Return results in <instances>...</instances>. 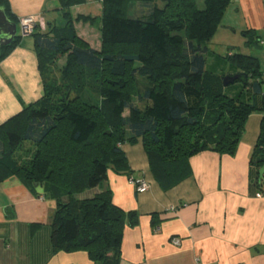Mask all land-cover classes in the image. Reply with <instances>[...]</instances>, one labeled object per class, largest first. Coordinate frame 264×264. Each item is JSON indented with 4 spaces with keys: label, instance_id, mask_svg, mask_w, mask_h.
I'll return each mask as SVG.
<instances>
[{
    "label": "trees",
    "instance_id": "trees-1",
    "mask_svg": "<svg viewBox=\"0 0 264 264\" xmlns=\"http://www.w3.org/2000/svg\"><path fill=\"white\" fill-rule=\"evenodd\" d=\"M57 1L64 23L46 20L31 35L41 75L65 59L62 83L44 78L42 96L0 124V183L17 177L29 188L43 186L44 197L55 201L54 253L82 250L96 264H119L124 229L138 223V214L116 205L110 189L95 190L110 171L134 173L124 144L141 139L153 177L170 189L187 176L191 156L234 153L250 116L260 112L251 167L261 170L264 71L257 57L245 53L219 56L228 72L207 66V44L233 0H162V8L154 0H103L101 49L83 40L73 22L70 8L85 0ZM131 2L149 9L129 17ZM0 5L19 24L8 0ZM243 35L247 45L260 42L254 30ZM21 39L17 34L0 50V62ZM89 76L96 85L93 101L84 97ZM26 143L34 150L23 158L18 151Z\"/></svg>",
    "mask_w": 264,
    "mask_h": 264
},
{
    "label": "crops",
    "instance_id": "crops-1",
    "mask_svg": "<svg viewBox=\"0 0 264 264\" xmlns=\"http://www.w3.org/2000/svg\"><path fill=\"white\" fill-rule=\"evenodd\" d=\"M8 2L19 19L42 14L46 23L50 20L47 14H59L57 0ZM246 30L256 31L258 45H247ZM236 37L244 47L264 52V0L232 1L207 44L208 68L230 70L219 56L235 53ZM258 51L256 55L244 53L260 61ZM3 94L8 99L2 104ZM42 94L34 42L25 37L0 62V124L22 110L21 100L29 104ZM261 118L260 112L250 116L234 153L205 150L191 156L187 176L170 189L156 180L152 186L146 173L134 172L133 176L150 182L147 192L153 191L139 193L127 175L109 172L108 180L95 191L110 189L116 205L138 214V223L124 229L119 264H264V198L256 197L264 183V168L251 167ZM33 189L19 178L0 183V264H96L86 251H52L51 221L56 204L44 197L43 186Z\"/></svg>",
    "mask_w": 264,
    "mask_h": 264
},
{
    "label": "rangeland",
    "instance_id": "rangeland-1",
    "mask_svg": "<svg viewBox=\"0 0 264 264\" xmlns=\"http://www.w3.org/2000/svg\"><path fill=\"white\" fill-rule=\"evenodd\" d=\"M154 2L160 8H162L164 5L162 0H154ZM102 8H103V0H85L83 4L75 5L70 8V12L72 14V17L74 18L73 22H74L76 30L79 33V36L83 40L87 41L91 46L92 45L97 46L98 49H101V46H102V19H101ZM148 9L149 7L147 5L142 6L141 4H138L137 2H131L128 4V10H127L128 16L133 17V18L141 17L142 15L145 14V12L148 11ZM142 10H144V12H142ZM80 16H85V17L90 16L92 19L89 21L77 19ZM47 17L51 21L55 20L59 24L64 23L63 15L61 11H59V14H57L56 12H51L47 14ZM37 27L44 29L46 27V23L45 24L38 23L35 26V29ZM17 34L21 35L20 27H18ZM25 37H26V40L34 42V37L32 35H24L22 36V39ZM233 41H234L233 42L234 44L238 45L236 46V48H233L235 53L252 52V54L256 55V50L257 51L259 50L258 53H259V57L261 61V66H262V69L264 70V52H262L261 49L257 47H254V48L244 47V45L239 44V41L242 42L239 37L234 38ZM216 51L222 54L224 53L225 50L222 48L221 49L217 48ZM64 63H65V59L60 58L57 63L51 64L43 70V73L41 75L43 91L45 89L44 82H47V83L54 82L55 84L62 83V79H61L62 74H61L60 69L62 68ZM44 78H46L45 79L46 81L43 82ZM87 79H88V82L86 81L85 84L88 90L87 91L85 90L84 97L86 99H90L93 101L92 98L94 94L96 93V88H95L96 85L92 81H90V76ZM231 90L232 89H227L226 93L229 95L231 93ZM7 96L5 94L2 95L1 97L2 104L5 102L6 99H8ZM20 102H21L22 109H23L24 103L22 102V100ZM132 102H134V104H136L141 109L145 107V103L138 97H133ZM128 113H129V110L125 112L126 115H128ZM17 114L10 116V118L14 117ZM10 118L6 119L4 122L8 121ZM256 118L257 117H254V119H252L250 123V126L253 128L252 131L255 130ZM33 150H34L33 145H31L30 143H26L21 149H19L18 154L22 155L23 158H26V157H29L33 153ZM124 150L128 158L129 164L133 165L134 167L133 168L134 172L138 174L146 173V175L150 179V182H152V186L155 185L156 179L153 177L151 173L149 157L145 151L142 140L139 139L137 142H134V143H131V142L125 143ZM12 178H17V177H12ZM151 192H153L152 188L149 192H147V194H150Z\"/></svg>",
    "mask_w": 264,
    "mask_h": 264
},
{
    "label": "built area",
    "instance_id": "built-area-1",
    "mask_svg": "<svg viewBox=\"0 0 264 264\" xmlns=\"http://www.w3.org/2000/svg\"><path fill=\"white\" fill-rule=\"evenodd\" d=\"M38 23L45 24L44 16H42L41 14L20 18L19 27L21 35H31L35 31V26ZM128 181L136 188L139 193L147 192L150 188V182L143 176L136 177L132 175L128 178ZM256 197L264 198V184L260 186L258 192L256 193ZM173 208L174 207H172V209ZM175 242L179 243V240L175 239Z\"/></svg>",
    "mask_w": 264,
    "mask_h": 264
},
{
    "label": "water",
    "instance_id": "water-1",
    "mask_svg": "<svg viewBox=\"0 0 264 264\" xmlns=\"http://www.w3.org/2000/svg\"><path fill=\"white\" fill-rule=\"evenodd\" d=\"M19 24L11 20L5 11V8L0 5V50L10 45L17 36ZM233 77L231 82L235 80Z\"/></svg>",
    "mask_w": 264,
    "mask_h": 264
}]
</instances>
